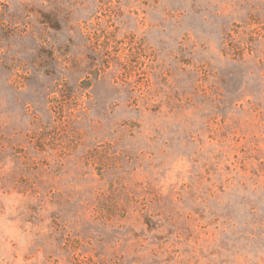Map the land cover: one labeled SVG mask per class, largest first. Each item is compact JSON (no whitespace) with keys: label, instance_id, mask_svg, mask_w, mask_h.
I'll return each mask as SVG.
<instances>
[{"label":"rangeland","instance_id":"374dc122","mask_svg":"<svg viewBox=\"0 0 264 264\" xmlns=\"http://www.w3.org/2000/svg\"><path fill=\"white\" fill-rule=\"evenodd\" d=\"M0 264H264V0H0Z\"/></svg>","mask_w":264,"mask_h":264}]
</instances>
